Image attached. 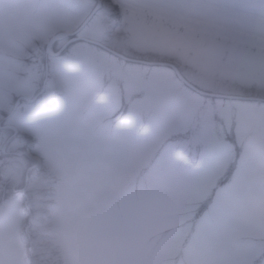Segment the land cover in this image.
Instances as JSON below:
<instances>
[{
  "label": "rangeland",
  "instance_id": "obj_1",
  "mask_svg": "<svg viewBox=\"0 0 264 264\" xmlns=\"http://www.w3.org/2000/svg\"><path fill=\"white\" fill-rule=\"evenodd\" d=\"M0 264H264V0H0Z\"/></svg>",
  "mask_w": 264,
  "mask_h": 264
},
{
  "label": "flooded vegetation",
  "instance_id": "obj_2",
  "mask_svg": "<svg viewBox=\"0 0 264 264\" xmlns=\"http://www.w3.org/2000/svg\"><path fill=\"white\" fill-rule=\"evenodd\" d=\"M211 122H212V120H210V121H208L207 123H204L202 126H199L198 125V122H196L195 124H193L192 126H190V128L188 127V132H190L191 134H192V138L194 137L195 138V141H191L190 139H189V141H188V143H190V144H192V146L193 145H199V146H201L202 148V151H201V149H200V152H199V155L201 154V155H205L207 152H208V150H207V144H211V143H209L206 139L207 138H203V139H201L200 137H199V135H202L203 134V127L204 126H206L207 127V129L208 128H210V133H213L214 131H216L218 134H221V133H225V131L227 130V129H224V130H222L221 131V126H219V127H217V126H215V125H212L211 124ZM229 130V129H228ZM190 137V138H191ZM203 145H206V146H203ZM207 150V151H206Z\"/></svg>",
  "mask_w": 264,
  "mask_h": 264
},
{
  "label": "water",
  "instance_id": "obj_3",
  "mask_svg": "<svg viewBox=\"0 0 264 264\" xmlns=\"http://www.w3.org/2000/svg\"><path fill=\"white\" fill-rule=\"evenodd\" d=\"M90 19V17H87V20L81 25V27L80 28H83V26L87 23V21ZM80 28H78V30H76L75 32H73L72 34H76L79 30H80ZM84 40H86V39H84ZM116 55H119V56H121V57H123V58H125L124 56H122L121 54H119V53H116V52H114ZM125 59H127V60H132V61H135L134 59H129V58H125ZM138 62H142V63H146L145 61H138ZM152 64V63H151ZM153 64H155L154 62H153ZM156 64H159V63H156ZM161 64H164V65H169V66H171L173 69H174V71L177 73V75H178V77L186 84V85H188L189 87H191L192 89H194L195 91H197L198 93H200V94H203V95H211L210 93H205V92H203V91H201V90H199L197 87H195L194 85H191V83H189V81H187L182 75H180V72H179V70L177 69V67L176 66H174V65H172V64H170V63H161ZM28 70L30 71V69L28 68ZM211 96H220V97H230V96H225V95H211ZM231 98V97H230ZM232 98H240V99H249V97H243V96H234V97H232Z\"/></svg>",
  "mask_w": 264,
  "mask_h": 264
},
{
  "label": "trees",
  "instance_id": "obj_4",
  "mask_svg": "<svg viewBox=\"0 0 264 264\" xmlns=\"http://www.w3.org/2000/svg\"><path fill=\"white\" fill-rule=\"evenodd\" d=\"M109 4H110V7H113V8H114V7H115V8L117 7L115 4H112V3H109Z\"/></svg>",
  "mask_w": 264,
  "mask_h": 264
}]
</instances>
